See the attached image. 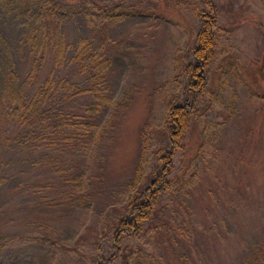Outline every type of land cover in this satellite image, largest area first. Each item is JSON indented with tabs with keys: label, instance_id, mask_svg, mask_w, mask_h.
<instances>
[{
	"label": "rangeland",
	"instance_id": "rangeland-1",
	"mask_svg": "<svg viewBox=\"0 0 264 264\" xmlns=\"http://www.w3.org/2000/svg\"><path fill=\"white\" fill-rule=\"evenodd\" d=\"M208 1L89 0L86 18L62 26L70 57L85 45L104 53L96 78L83 60L62 68L49 57L32 60L20 20L0 12L19 77L38 85L65 80L47 107L68 118L61 129L0 121V264H124L122 257L126 264H246L260 251L264 0H212L216 56L204 90L190 93L184 70L195 62L197 13L210 10ZM111 11L119 18H104ZM185 100L195 114L173 154L169 189L116 252L117 222L159 179L170 150L168 110ZM137 166L139 182L132 180Z\"/></svg>",
	"mask_w": 264,
	"mask_h": 264
},
{
	"label": "trees",
	"instance_id": "trees-1",
	"mask_svg": "<svg viewBox=\"0 0 264 264\" xmlns=\"http://www.w3.org/2000/svg\"><path fill=\"white\" fill-rule=\"evenodd\" d=\"M88 1L75 0L74 3L66 0H0V12L14 15L20 20L23 28L22 42L27 47L32 60L43 64L49 57L57 68L69 65L71 62L74 64L77 60H83L82 68L92 71L96 78L101 77L104 73L102 65L104 53L101 56L92 55L94 50H87L88 45H85L77 51V56L75 54L70 57L72 45L66 39L62 26L66 18L77 15L86 18L87 14L91 12ZM206 3L210 10L197 13L200 27L195 36L196 45L192 50L195 62L187 63L184 70L185 74L190 77L185 90L190 93H200L204 90L206 70L216 56L217 9L212 0ZM108 16L118 17L112 11L104 18ZM87 53L89 54L88 59H86ZM95 58H99L97 63ZM31 77L27 76L26 79L19 77L16 71L13 47L0 33V117L4 119V121L1 119L0 121L5 125L10 122L12 126L10 129L30 130L42 122L47 126L49 121L54 128L61 129L68 122V118L55 112L54 106L48 108L47 101H50L59 86L65 83V80L60 79L55 84L53 80L48 79L44 84L38 85L34 78L32 82L30 81ZM90 109L94 110L93 107ZM194 114L193 105L187 100L181 104L170 106L166 125L170 150L161 158L163 165L159 179L147 186L138 198L130 200L126 208L127 216L118 220L112 245L116 252H120L125 238L134 237L141 230L143 223L151 220L156 213L162 195L169 189L167 177L171 172L173 154L176 150L182 149L190 120ZM42 128L47 130L46 127ZM37 133L40 134V131ZM74 135L75 132L70 136L74 137ZM43 139L46 140L45 137L41 138V140ZM51 144L49 143V145ZM140 178L141 171L137 166L132 180L139 182ZM254 254L246 264H260V257L264 258V238L260 244V251ZM121 260L124 264L127 263L125 257H122Z\"/></svg>",
	"mask_w": 264,
	"mask_h": 264
}]
</instances>
